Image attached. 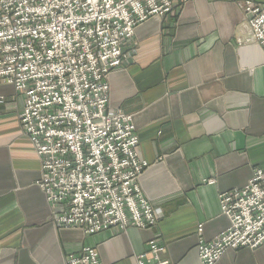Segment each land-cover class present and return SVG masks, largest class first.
<instances>
[{
	"label": "crops",
	"instance_id": "0c3cea01",
	"mask_svg": "<svg viewBox=\"0 0 264 264\" xmlns=\"http://www.w3.org/2000/svg\"><path fill=\"white\" fill-rule=\"evenodd\" d=\"M238 1L187 0L147 19L107 76V108L131 116L148 163L138 185L159 211L150 228L85 235L58 226L38 185L40 158L20 127L21 97L0 85V264H65L83 246L101 264H136L150 239L167 264H199V235L211 240L227 226L219 194L264 171V49L237 42L248 34ZM217 264H264V244L226 250Z\"/></svg>",
	"mask_w": 264,
	"mask_h": 264
},
{
	"label": "built area",
	"instance_id": "2783aa9c",
	"mask_svg": "<svg viewBox=\"0 0 264 264\" xmlns=\"http://www.w3.org/2000/svg\"><path fill=\"white\" fill-rule=\"evenodd\" d=\"M187 0H0V85L21 97V130L41 161L38 185L56 224L83 234L150 228L159 211L142 194L131 116L107 108V76L127 59L123 46L135 28L165 17ZM247 36L238 43L264 49V3L239 0ZM5 101L0 94V103ZM227 226L211 240L199 235V264H217L226 250L264 244V171L218 196ZM197 231L201 234L202 226ZM155 239L136 264H167ZM148 254L151 258H149ZM65 264H101L83 246Z\"/></svg>",
	"mask_w": 264,
	"mask_h": 264
}]
</instances>
